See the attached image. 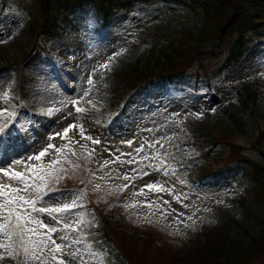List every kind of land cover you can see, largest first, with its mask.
Here are the masks:
<instances>
[{
    "label": "rangeland",
    "instance_id": "rangeland-1",
    "mask_svg": "<svg viewBox=\"0 0 264 264\" xmlns=\"http://www.w3.org/2000/svg\"><path fill=\"white\" fill-rule=\"evenodd\" d=\"M183 1L184 7L146 0L134 8L136 11L111 25H102L89 15L86 20L75 22L79 28H71L62 23L60 13V27H55L49 19L39 27L38 20L44 11L36 0H0V5L5 6L0 10V41L3 36L19 39L16 46H0V109H15L18 117L8 129V142L12 145L8 155L21 159L22 167L24 163H37L26 158L38 155L49 143L57 147L68 144L75 155L69 149L65 153L80 164L74 174L70 173L59 183L64 195L55 202L70 203L76 198L73 192L85 190L83 203L87 208H76L65 214L67 222L77 229L68 231L69 239L63 242L69 245V251L78 250L74 260L66 257L69 264L104 263L102 254L94 251L79 232V225L84 228L81 224L84 215L77 214L88 211L89 205H99L116 197L105 196V191L113 186L128 185L116 199L130 222L125 220L128 224L117 225L115 231L119 239L122 233H127L129 239L124 249L139 259L148 250L154 252V258L161 257L163 251L187 257L191 242L201 234L216 230H221L226 240L248 244V238L239 236L238 225L256 233L264 227V188H261L263 194L256 192V181L249 173L235 168L216 188H203L192 182L195 178L189 173L190 166L184 164L198 159L208 148L213 149L208 158L215 168H223L229 154L244 155L264 164V139L258 136L259 130H264V51L255 41L240 64L216 74L210 86L205 84V87L203 83L197 89L174 86L176 89L170 92L153 89L150 93L137 85L140 81L132 85L134 78L146 68L143 66L146 51L155 55L170 42L196 32L206 23L202 7L193 6L192 0ZM245 7L246 11L264 15V0L251 1ZM35 20L37 34L32 35L27 26ZM235 37L236 34L223 35L214 40L215 44L220 43L219 47L215 44L210 47L208 42L202 48L204 52L192 51L182 62L190 63L189 71H199L203 80L211 78ZM105 64L109 67L103 68ZM94 68L99 75L89 85L88 79H95ZM96 83L99 93L94 98L91 89ZM6 92L10 95L2 98ZM41 99L48 102L44 108L39 106ZM73 99L84 112H75ZM120 104L123 105L119 109ZM49 109L53 110L51 116L46 114ZM68 124H82L85 136L100 143L83 139L78 128L71 129L65 139L55 135L62 133ZM50 137L55 138L50 140ZM156 140L164 146L148 147ZM127 141H132V145ZM141 145L144 149L137 154L134 150ZM157 150L163 165L156 159H142L152 157ZM212 154H222L216 158L218 164L212 161ZM56 155L50 149L41 163H48ZM89 156L91 159L85 164ZM133 158V163H127ZM106 160L111 163L101 168ZM150 164L159 166V170L149 167ZM143 172L148 175H142ZM105 173L110 174L105 177L106 183L97 179ZM124 174L130 180H124ZM133 176L137 178L131 179ZM89 179L93 180L92 185L81 183ZM95 183L102 185L100 192L92 190ZM148 184H157L167 191L150 190L146 187ZM141 189L143 194L133 195ZM101 196L104 199H98ZM134 201L138 206L125 211L123 205ZM145 216L152 222L144 221ZM63 234H54V238ZM149 235L157 240H144ZM74 240L80 242L72 243ZM131 241L134 242L130 251L127 246ZM0 264L14 262L5 258ZM251 264H264V254Z\"/></svg>",
    "mask_w": 264,
    "mask_h": 264
},
{
    "label": "trees",
    "instance_id": "trees-1",
    "mask_svg": "<svg viewBox=\"0 0 264 264\" xmlns=\"http://www.w3.org/2000/svg\"><path fill=\"white\" fill-rule=\"evenodd\" d=\"M52 1L59 6V8L57 7L58 10L66 8L70 12H77L86 7L90 13L96 12V16L102 13L106 22L113 20L114 15L118 14L122 8L126 9L135 2V0H37L44 11L38 20L39 27L44 25L45 19L56 24L55 18L52 16L49 18L51 15L49 6ZM251 1L255 0H207V4L202 7L203 18L206 23H203L196 32L187 33L179 40L170 42L167 48L160 49L159 53L156 54L157 56H154V60H156L154 67H146L151 68L149 71L146 68L142 72L140 71L141 73L133 82L144 79L141 86L147 88L161 87L164 90L172 88L175 84L194 86L193 82H197L203 75L199 72H187L186 68L189 64L186 61L182 62V58L185 59L186 55L190 57L192 51L201 49L200 44L209 42L208 45L212 47L215 44L214 40L220 39L223 35L232 36V34H236V37L219 66L211 74V78L208 77L206 81L203 80L207 85H209L210 79L217 77L216 74H221L237 65L243 54L250 48L252 41L256 40V43L264 50V15L257 13V11L247 14L244 5ZM114 4H117L116 9L113 7ZM36 24H38L36 20L30 22V33L35 34L37 31ZM215 46L219 47L220 43H216ZM162 67L164 68L161 69ZM152 74L156 77H152ZM250 92L253 94L252 91ZM250 92H248L249 97H251ZM258 136H260L259 139L263 140L264 130H259ZM207 154L209 155L210 152H205V155ZM228 158L229 163H226L223 168L207 166L208 164L206 166L202 164L194 166V174L198 177L196 181L201 186L215 187L234 168H242L248 173L257 175L258 183L264 181L263 165L253 159H247L244 155L233 156L229 154ZM109 204L112 207H109ZM121 207L116 197H111L102 204L89 205L88 211L82 210L85 211L82 220L85 238L94 250L102 253L104 264H251L253 260L264 254V232L252 234L244 231L242 236L249 237V243L244 244L238 240L226 241L225 236L216 231L204 234L194 241L191 244L192 253L186 258L176 257V255L166 251L161 252V257L154 258V252L148 250L139 259L129 255L124 249L129 239L125 235L127 233H122L121 239L116 235V226L127 224L125 222L126 216L123 215L122 212L124 211ZM93 217H96V220L92 219ZM150 238L155 239L154 236L149 235L144 240ZM133 242L131 241L127 246L130 251ZM155 246L159 247L157 244Z\"/></svg>",
    "mask_w": 264,
    "mask_h": 264
},
{
    "label": "snow or ice",
    "instance_id": "snow-or-ice-1",
    "mask_svg": "<svg viewBox=\"0 0 264 264\" xmlns=\"http://www.w3.org/2000/svg\"><path fill=\"white\" fill-rule=\"evenodd\" d=\"M102 67L108 68L109 65L105 64ZM88 84H93L91 78L88 79ZM87 94L86 91L85 96ZM9 95L10 93L6 92L2 98H7ZM71 103L75 106L76 113L85 111V109L77 106L78 101L76 99H73ZM46 114L51 116L53 110L49 109ZM69 115L71 116L72 112H69ZM17 118L15 109L11 111L7 107L0 109V174H2L0 175V261L9 258L14 264H69L66 257L74 260L78 255V250L69 251V245L63 242L69 239L68 231H76L77 229L67 222L65 214L71 213L73 209L86 207V204L83 203L86 200L85 190L80 189L78 192H73L76 198L71 200L70 203L59 205L55 202L64 195V190L58 187L59 183L68 178L70 173L74 174L80 168V164L68 158L65 149H69V153L75 155L68 144L57 147L49 143L38 155H30L26 158L29 162L36 161L37 163H24L21 167V159L8 155L12 149V145L8 142V129L15 125ZM73 128L79 129L83 139L91 140L92 144L100 143V141L94 140L90 136H85L82 124H68L62 133L57 132L55 135L65 139ZM54 138L50 137L49 139ZM127 144L131 146L132 141H127ZM157 144L161 148L164 146L159 140H156L148 144V147H155ZM50 149H54L57 155L48 163H41L42 158L49 155ZM143 149L144 145H141L134 151L139 154ZM127 155H131V153ZM90 159L91 156L85 158V164ZM117 159L119 158L117 157ZM142 159H156L160 161V165L164 164L158 150L152 157L144 156ZM134 161L135 158L127 161V163H133ZM109 163L111 161H104L101 168ZM121 163H124V161H121ZM149 167L159 170V166L150 164ZM136 171V169H133V172ZM165 174H167V169H165ZM92 175L95 176L94 173ZM109 175V173H105V176L97 179L105 180V177ZM142 175H148V173L143 172ZM122 178L130 180L127 174H124ZM136 178V176L131 177V179ZM81 183L92 185L93 180H81ZM127 187L126 184L110 187L105 191V196L118 197ZM146 187L150 190L167 191V189L157 184H148ZM92 190L100 192L102 185L95 183ZM138 194H143V189L140 190V193H134L133 195ZM98 199L102 200L104 196ZM164 203L167 204L168 202L165 201ZM137 206L135 201L123 205L125 211ZM109 207H112V205L109 204ZM151 207L152 205H149L150 209ZM156 207L159 208V205H156ZM77 215L82 216L83 214L78 213ZM138 219L140 218L138 217ZM143 219L148 223L152 222L147 216ZM188 219H192V217H188ZM188 226L185 224V227ZM60 232L64 234L54 238V234ZM58 240L60 242H57ZM79 242V240L72 241V243Z\"/></svg>",
    "mask_w": 264,
    "mask_h": 264
},
{
    "label": "bare ground",
    "instance_id": "bare-ground-1",
    "mask_svg": "<svg viewBox=\"0 0 264 264\" xmlns=\"http://www.w3.org/2000/svg\"><path fill=\"white\" fill-rule=\"evenodd\" d=\"M18 40H19L18 38L13 37V36H8V37L7 36H3V39H1V41H0V46H3V47L16 46L17 43H18ZM97 70H98L97 68H94L95 79L92 78V81H96L97 75H99V74H97ZM98 93H99V90L97 89V83H96L94 89L93 90L91 89V96H93L94 98L98 97ZM39 102H41V105L39 103V106L41 108L46 107L47 104H48V102L44 101V99H41ZM41 108H37V109H41Z\"/></svg>",
    "mask_w": 264,
    "mask_h": 264
}]
</instances>
